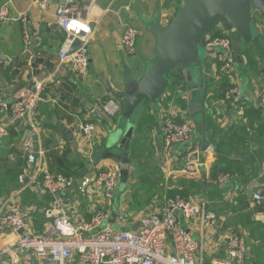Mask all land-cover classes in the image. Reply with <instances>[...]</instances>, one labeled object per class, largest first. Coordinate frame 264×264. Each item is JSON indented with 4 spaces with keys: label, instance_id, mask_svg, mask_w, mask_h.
I'll return each instance as SVG.
<instances>
[{
    "label": "crops",
    "instance_id": "crops-1",
    "mask_svg": "<svg viewBox=\"0 0 264 264\" xmlns=\"http://www.w3.org/2000/svg\"><path fill=\"white\" fill-rule=\"evenodd\" d=\"M6 1L0 0V5ZM63 1L52 0V8L44 12L32 0H10L9 10L13 17L26 16L31 42L25 47L20 20L0 23V51L8 59L0 63V87L5 98L11 101L17 90L31 87L37 80L45 81L46 89L40 104L41 121L35 136L36 148L45 152V161L52 173H59L58 168L64 165L63 154H67V162L79 168L78 174L73 175L78 180L82 178L80 172L91 164L77 140L80 124L92 121L96 125L93 157L106 136L100 122L94 120L89 110L93 106L97 111L100 101L114 99L106 92L104 83L109 82L114 92L122 93L128 79L139 81L147 66L156 59V38L146 24L154 21L166 27L181 12L184 3L182 0H80L83 5L89 3L86 12L94 29L90 70L87 76L80 77L70 62L62 63L59 58L64 35L59 29L55 8ZM128 26L142 32L138 53L132 57L120 47L122 34ZM145 28L148 30L146 46L142 40ZM258 34L264 40V30L258 27ZM258 46L260 49L251 47V61L246 55L238 58L230 77L232 85L239 86L241 98L247 103L243 118L215 93L221 80L217 75V60H222L218 52L204 57L201 94H198L197 87L190 86L186 67L175 69V73H182V84L162 97L160 112L150 104L145 114H152V117L146 130L142 135L136 132L143 139L133 144L131 160L136 159L131 163L126 189L122 191L119 186L115 195V200L120 201L119 213H123L127 221L122 225L117 218L115 223L110 220L113 226L118 224L125 231L137 230L144 216L163 212L167 198L182 196L204 205V211H213L218 216L216 227L210 231L203 230L200 217L194 221L180 217L182 225L201 246L197 254L199 264L228 260L229 245L234 237L244 240L247 247L242 264H264V110L257 103L258 92L264 85V44L258 43ZM190 99L202 101V120L191 118L188 111ZM181 101L187 102V109L182 108ZM168 111L176 115L178 122H190L195 126L191 150L198 148L200 151L205 136L209 145L214 147L215 151L210 155L206 152L202 156L199 154L198 159L204 165L200 175L192 177L182 172L196 152L187 146H174L171 151H166L160 126ZM203 125L204 133L201 130ZM28 131L24 122H13L9 136L0 141V200L17 201L30 209L35 230L43 234L47 230L44 211L51 206L52 198L43 188L42 177L31 184L27 175L23 148ZM60 140L65 141L63 149L58 148ZM142 158L156 166L140 172V167L144 170L140 166ZM113 163L116 162L103 160L88 173L96 174ZM224 173L231 176L229 183L222 187L212 183ZM255 195H260L262 200L256 201ZM90 207L87 200L75 202L73 191L64 197L65 211L74 222L89 221L94 214ZM15 240L14 235H0V246L14 244ZM0 264H10L9 258Z\"/></svg>",
    "mask_w": 264,
    "mask_h": 264
},
{
    "label": "built area",
    "instance_id": "built-area-1",
    "mask_svg": "<svg viewBox=\"0 0 264 264\" xmlns=\"http://www.w3.org/2000/svg\"><path fill=\"white\" fill-rule=\"evenodd\" d=\"M32 1L44 12L52 8V0ZM9 2L7 0L0 5V23L20 20L27 47L31 42L27 18L21 15L19 19H15L9 10ZM87 5L88 2L83 5L80 0H64L55 8L58 26L64 35L59 58L62 63L70 62L73 71L80 77L89 73L90 48L94 36V29L86 12ZM255 21L264 30V19L256 14ZM218 29L227 37L208 36L207 50L218 52L225 62L221 73L232 74L236 65L234 46L237 32L234 28L228 30L224 23ZM141 37L139 29L126 27L120 47L127 56L137 55ZM45 89V81L37 80L33 86L17 90L12 100L8 101L0 87V141L9 136L10 124L13 122H24L29 127L23 148L27 175L31 184L42 177L43 188L52 198L51 206L44 211L47 230L43 234L35 230L30 209L17 201L0 200V235H14L16 238L14 244L0 246V262L9 258L10 264H33L34 261L36 264H199L197 254L201 246L182 225L180 217L186 221H194L200 217L203 230L210 231L216 227L218 216L213 211H204V205L195 204L182 196L170 197L166 199L163 212L144 216L137 230L118 231L110 220L122 177L120 164L113 163L109 168L96 174L88 173L78 180L49 171L45 152L37 149L35 143ZM224 95V102L243 118L247 103L241 98L239 86L235 85ZM257 103L264 110V85L258 92ZM96 110L104 119L112 121L121 114V105L114 98L100 101ZM160 128L166 151H171L174 146H187L190 151L199 154L198 148L191 150L196 132L192 123H180L176 120V115L168 111L162 118ZM95 130L96 125L92 121L80 124L78 130V143L90 162L93 158ZM58 148H65L64 140L59 141ZM214 151V147L209 145L205 152L210 155ZM202 167L204 165L200 159L189 160L182 172L193 177L201 174ZM20 181L23 182V177ZM230 181L231 176L224 173L212 183L222 187ZM72 189L82 195L91 192L99 198L100 208L89 221L81 219L74 222L65 211L64 197ZM255 200L260 202L262 197L255 195ZM117 221L123 225L127 221L126 216L119 213ZM246 251L244 240L234 237L229 245V259L215 264H242Z\"/></svg>",
    "mask_w": 264,
    "mask_h": 264
},
{
    "label": "water",
    "instance_id": "water-1",
    "mask_svg": "<svg viewBox=\"0 0 264 264\" xmlns=\"http://www.w3.org/2000/svg\"><path fill=\"white\" fill-rule=\"evenodd\" d=\"M184 6L181 12L166 26L162 27L152 21L146 24L147 29L156 38V59L147 66L139 81H129L122 93L114 92L109 82H105L106 92L120 102L121 115L124 120L104 119L95 108L90 107L94 120L99 121L106 136L102 146L94 154L86 168L80 172L85 176L93 167L103 160H110L120 164L122 177L127 173L129 178L133 144L138 141V125L151 106L161 101L162 97L171 89V79L168 74L176 67H202L204 56L215 51L207 50L209 34L223 23L229 24L237 32L234 55L239 54L245 44L252 42L257 31L255 16L264 18V0H182ZM78 45V43H77ZM204 53H206L204 55ZM8 59L0 51V63ZM189 114L195 121L204 114L202 101L190 99ZM205 132V125L201 128ZM137 137V138H136ZM136 140V141H135ZM132 146V148H131ZM209 146L205 136L199 154L202 156ZM195 154L192 160H197ZM204 170V168H202ZM80 183V182H79ZM117 214H112L111 222L115 223ZM33 264H36L34 261Z\"/></svg>",
    "mask_w": 264,
    "mask_h": 264
},
{
    "label": "trees",
    "instance_id": "trees-1",
    "mask_svg": "<svg viewBox=\"0 0 264 264\" xmlns=\"http://www.w3.org/2000/svg\"><path fill=\"white\" fill-rule=\"evenodd\" d=\"M225 24V27L228 29V30H231L233 29V27H231L229 24L227 23H224ZM210 37H227L226 35H224L221 31H219L218 27H216L210 34H209ZM252 46H256L257 49H260V47L258 46V43H257V40H256V37L255 39L248 43V44H245V48L243 47V49L240 51L239 54H236V62L238 61V58L239 60L242 58L243 55H246V57L248 58L249 61H251L250 59L253 58V52L251 51V47ZM235 47V46H234ZM224 61L222 60H217V66H218V72H217V75L221 77V80L220 82L216 85V88H215V93L216 95L222 99L224 101L225 99V95L224 93L231 89L232 87H234V85H232L231 81H230V77L232 74H223L221 73V68L222 66L224 65ZM181 68H185L183 66H179ZM177 68V67H176ZM175 68V69H176ZM175 69L171 70L168 74V77L171 79V89L170 90H173L175 89L176 87H178L179 85L182 84V80H183V76H182V73L178 74V73H175ZM181 105H182V108L183 109H187V102H184V101H181ZM152 117V114H149V115H146L142 121L140 122V124L138 125V133H140L141 135L145 132L146 130V124L147 122L151 119ZM183 123V121L181 122ZM140 135V138L138 139V141H141L143 139V136L141 137ZM66 155L67 154H63V162H64V165L61 166L60 168H58V172L59 173H62L68 177H72L73 178V175H77L78 174V167L76 166V164L74 163H70V162H67L66 160Z\"/></svg>",
    "mask_w": 264,
    "mask_h": 264
},
{
    "label": "rangeland",
    "instance_id": "rangeland-1",
    "mask_svg": "<svg viewBox=\"0 0 264 264\" xmlns=\"http://www.w3.org/2000/svg\"><path fill=\"white\" fill-rule=\"evenodd\" d=\"M255 24H256V21H254ZM256 31H257V39H258V43L263 45L264 43V40L262 38L259 37V34H258V27L256 25ZM148 30L145 28V31H144V37L142 38L145 46L147 45V40H148V36H147V33ZM244 48H245V45H244ZM220 51V50H219ZM206 53H204L205 55ZM205 57V56H204ZM179 70L181 69V67H178ZM186 70H188L187 72L188 73V80L190 81L189 84L190 86L192 87H197V91H198V94H201L202 90H203V77H202V70H201V67H192V68H187ZM205 90V89H204ZM171 91V90H170ZM160 105H161V101L158 102L157 104L153 105V106H156V109L157 111L160 110ZM160 112V111H159ZM122 117V115H119L117 118L120 119ZM199 120H202V117L200 115V117H198ZM124 120L123 117L121 118V121ZM146 145H147V142H146ZM136 158H134L133 160H135ZM131 160V162L133 163L134 161ZM89 163H91L89 161ZM140 166L142 165V167H144V170H141V167L139 168L138 166H135V168H139V171H145L146 169L147 170H150L152 167L156 166L155 163L153 162H146V160L144 158H142V160L140 161ZM100 165V164H99ZM98 166V165H97ZM96 166V167H97ZM138 171V170H137ZM126 181H127V173L124 174L123 178L121 177L120 179V188L122 191H125L126 189ZM151 183V182H150ZM71 191L75 192V202L79 199H82V200H87L90 202V208L95 212L97 209L100 208L99 206V198L95 195H93L91 192L88 193V195H82L79 191H77L76 189H72ZM115 202V207H114V211L116 213H119L120 212V201H117V200H114ZM69 208L71 207V205L68 206ZM103 227H105V224L103 225ZM115 230H118V231H125V229H121L119 228V225L116 224L113 226Z\"/></svg>",
    "mask_w": 264,
    "mask_h": 264
}]
</instances>
